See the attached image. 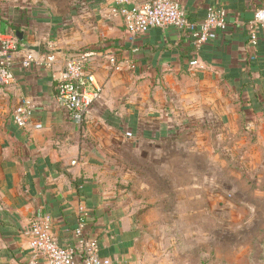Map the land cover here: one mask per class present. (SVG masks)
Masks as SVG:
<instances>
[{"label": "crops", "instance_id": "crops-1", "mask_svg": "<svg viewBox=\"0 0 264 264\" xmlns=\"http://www.w3.org/2000/svg\"><path fill=\"white\" fill-rule=\"evenodd\" d=\"M177 1L193 21L210 7L230 9L226 29L197 49L172 26L131 37L117 0H0V40L19 31L40 42L38 62L23 68L18 48L14 81L0 83V264L31 258L26 230L34 218H49L53 237L67 244L83 212L91 213L88 236L110 264H187L179 238H163V207L143 200L164 197L151 181L168 182L174 161L180 165L179 153L170 155L182 148L171 142L180 134L261 117L242 107L239 89L248 79L245 27L264 0ZM258 40L264 43V24ZM81 50L95 52L84 70L101 95L83 123L54 102L67 54ZM256 64L252 76L264 95V54ZM23 101L27 123L18 127L13 115Z\"/></svg>", "mask_w": 264, "mask_h": 264}, {"label": "rangeland", "instance_id": "rangeland-1", "mask_svg": "<svg viewBox=\"0 0 264 264\" xmlns=\"http://www.w3.org/2000/svg\"><path fill=\"white\" fill-rule=\"evenodd\" d=\"M260 115L215 129L198 124L180 134L171 142L182 148L170 151L174 160L179 153L180 165L174 161L168 182L150 180L153 193L164 197L143 202L163 207V238H179L176 249L187 264H264V113Z\"/></svg>", "mask_w": 264, "mask_h": 264}, {"label": "built area", "instance_id": "built-area-1", "mask_svg": "<svg viewBox=\"0 0 264 264\" xmlns=\"http://www.w3.org/2000/svg\"><path fill=\"white\" fill-rule=\"evenodd\" d=\"M117 4L120 5L125 30L131 37L142 36L150 28L172 26L189 32L197 49L209 43L216 32L224 31L229 22L227 12L222 7L210 8L203 19L191 21L177 0H145L141 4H132L131 0H117ZM263 24L264 7H256L249 23L251 46L256 45L258 30ZM18 45V39L12 33L0 40L1 84L9 85L15 79L12 56ZM94 54L91 50L68 53L56 79V106L70 113L73 120L79 123L87 120L93 106L101 98L99 88L93 87V75L84 70L85 62ZM107 59L112 68L119 69L121 62L114 55H107ZM37 62L38 59L25 54L21 66L27 68ZM196 63L195 58L190 65L195 66ZM24 103L15 108L13 115V122L18 127H24L27 123L28 111ZM50 226L49 218L44 216H38L30 222L26 234L29 236L31 258L25 264H110L108 258L99 255L97 240L83 234L81 221L74 230L75 242L70 246L59 244Z\"/></svg>", "mask_w": 264, "mask_h": 264}, {"label": "trees", "instance_id": "trees-1", "mask_svg": "<svg viewBox=\"0 0 264 264\" xmlns=\"http://www.w3.org/2000/svg\"><path fill=\"white\" fill-rule=\"evenodd\" d=\"M210 8H213V7H210ZM210 8H208V9H210ZM217 8H219V7H217ZM208 9H207V11H208ZM224 9L226 10V12H228V10L230 11V9H228V8H224ZM191 21H193V20H191ZM249 23L246 24L245 31L247 33V44H248L250 50L248 51L247 56L245 58V62H244L245 70L248 73V79L245 83H243L242 87L239 89V96L240 97L244 96L241 100H242V103H245L246 105H244L242 107H247L248 109H250L254 112H257V113L258 112L264 113V97L259 92V89H261V86H260L261 80L260 79L257 80L255 77L252 76V70H254L255 66L257 65L256 64L257 59L258 58L260 59L262 57V54H264V43L257 39L256 45L251 46L250 36H249ZM183 32L191 38L189 32H187L185 30ZM258 33H259V30H258ZM219 34H220V32H216L215 37L211 40H214ZM191 40H192V38H191ZM261 75H263V73H261ZM80 184L81 183L77 184V186ZM90 216H91L90 212H83V213H80L79 215H77V218H76L77 223L79 221H81L83 223L82 232L87 237H90V236H88V230H90V227H91ZM74 230L72 232L71 240L69 242H67V244H61V245L70 246V245L74 244V242H75Z\"/></svg>", "mask_w": 264, "mask_h": 264}, {"label": "water", "instance_id": "water-1", "mask_svg": "<svg viewBox=\"0 0 264 264\" xmlns=\"http://www.w3.org/2000/svg\"><path fill=\"white\" fill-rule=\"evenodd\" d=\"M15 36L19 41L18 48L25 52V54L32 55L35 59L39 58L40 55V42H29L24 38L22 32H16Z\"/></svg>", "mask_w": 264, "mask_h": 264}]
</instances>
